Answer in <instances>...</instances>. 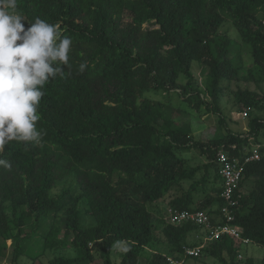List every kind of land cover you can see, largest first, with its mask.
<instances>
[{"label": "trees", "instance_id": "16d2710c", "mask_svg": "<svg viewBox=\"0 0 264 264\" xmlns=\"http://www.w3.org/2000/svg\"><path fill=\"white\" fill-rule=\"evenodd\" d=\"M18 7L25 28L39 17L59 25L73 43L70 67L43 89L37 123L42 143L12 141L0 154L11 164L0 167V264L2 252L10 250L11 264L24 256L40 258L25 250L38 235L42 253L68 245L76 253L48 264H113L117 241L129 249L120 264H138L145 250L147 264H166L183 247L201 244L192 260L206 256L217 264H238L240 242L229 237L204 242L200 227L172 226L148 206L168 197L166 207L216 217L222 205L216 153L236 145L237 156L260 142L264 94L236 91L240 117L247 112V134L228 131L207 143L193 140L190 124L178 123L169 99L147 95L173 93L197 110L204 106L220 115L222 84L244 69L220 28L230 17L249 48L251 69L264 77V0H18ZM81 62L87 63L83 72ZM196 64L205 69V94L192 73ZM255 110L262 115H252ZM190 148L209 162L189 167L180 153ZM251 178L252 187L243 193ZM239 193L233 223L243 239L264 249V154L245 167ZM87 215L95 224L82 229Z\"/></svg>", "mask_w": 264, "mask_h": 264}, {"label": "clouds", "instance_id": "9594fccd", "mask_svg": "<svg viewBox=\"0 0 264 264\" xmlns=\"http://www.w3.org/2000/svg\"><path fill=\"white\" fill-rule=\"evenodd\" d=\"M72 43L59 25L39 17L25 28L18 0H0V154L12 141L42 143L37 123L43 89L70 67ZM86 67L81 62L80 71ZM0 167L11 164L0 158ZM114 246L120 252L129 250L121 241Z\"/></svg>", "mask_w": 264, "mask_h": 264}, {"label": "rangeland", "instance_id": "374dc122", "mask_svg": "<svg viewBox=\"0 0 264 264\" xmlns=\"http://www.w3.org/2000/svg\"><path fill=\"white\" fill-rule=\"evenodd\" d=\"M225 23L220 28L222 33L228 35L230 40L232 41L231 46V54L235 57L241 58L243 62L244 69L241 73L236 76L230 82H224L222 84L223 89L220 96V101L218 104L220 115L219 114H212L207 112L204 106H202L199 110L196 108L191 107L189 104L185 103L181 97L175 96L173 93L170 95H160V94H149L147 95L149 98L153 100L159 101H166L169 99L170 104L172 107L177 108V112H175V116L177 117V121L179 124H190L192 129V137L194 141H199L201 143H207L213 139L215 136H224L228 131H232L234 133H243L247 134L248 132V118L240 117L238 110L239 105H237L235 99V93L238 90H249L251 92H256L258 94H264V77L259 76L256 72L251 69V59L249 48L245 46L241 41L236 33L235 29L232 27L230 22V17H225ZM151 28V26H149ZM249 70H251V75H249ZM192 73L199 84V89L205 94V69L196 64L192 68ZM243 77L250 78L248 81L245 80ZM204 96V95H203ZM252 115H262L258 111L251 112ZM264 118V115H263ZM221 121V122H219ZM258 140L260 142L264 141V130L260 133ZM252 145V144H251ZM180 155L188 160L187 165L189 167H196L202 166L205 163H208L209 160L205 155H201L196 149L190 148V150L183 151ZM210 176L213 178V170H211ZM197 179L200 178L201 173H197ZM252 179L245 183L244 187L242 188L243 193H246L250 187H252ZM187 182L185 183V187L187 186ZM178 192L175 188L172 190V194ZM200 194H196L195 198L198 199ZM168 202V197L163 200V202L151 204L148 207L151 208L153 213L157 215L164 214L166 209L165 204ZM159 217V216H158ZM95 224L94 219L87 215L82 217L80 228H88ZM28 227L25 228V232L28 233ZM40 233V232H39ZM155 238L160 246V248L164 247L165 240L163 235L161 234V229L157 228L154 232ZM36 241H32L29 243L25 250L30 253L31 256H38L30 261V259H26L25 256L21 257L19 264H25L26 261H29L31 264H48V261L53 259L56 256H63L65 258H74L76 256L75 251L68 245L66 249L61 250H50L44 249L42 253V243L40 240V235L36 236ZM35 237V238H36ZM13 241L8 242V247L13 246ZM23 244H26L24 242ZM124 246V244H123ZM11 251V250H10ZM10 251L2 252L3 260L1 264H11L10 259L12 258V253ZM93 251V247H92ZM120 252L113 247L111 260L113 264H120L121 254ZM150 250H145L138 259V264H147L149 259ZM94 257L96 256L94 254ZM237 261L238 264H245L246 259H252L254 263H260L262 259H264V249L254 246L252 244L249 245H239V252L237 254ZM27 262V263H29ZM95 263V262H94ZM98 264V263H96ZM185 264H217V262L212 258H207L206 256H202L198 261L189 259L186 260Z\"/></svg>", "mask_w": 264, "mask_h": 264}, {"label": "built area", "instance_id": "2783aa9c", "mask_svg": "<svg viewBox=\"0 0 264 264\" xmlns=\"http://www.w3.org/2000/svg\"><path fill=\"white\" fill-rule=\"evenodd\" d=\"M242 117H247V112H244ZM230 148L231 150L220 148L216 153L218 175L222 187L220 194L222 205L219 208L217 216L212 217L204 211H179L168 206L164 211L163 218L172 226L192 223L200 227L203 234L201 239L204 242L229 237L240 242L241 245H249L251 242L241 237V228L233 223L234 212L242 197L239 193V185L245 167L252 162L258 161L262 154H264V141L252 144L249 147H243L239 150L237 156L232 153V150L236 149V145H231ZM202 245L183 247L182 255L167 257L165 262L166 264H185L187 259L199 257Z\"/></svg>", "mask_w": 264, "mask_h": 264}, {"label": "crops", "instance_id": "0c3cea01", "mask_svg": "<svg viewBox=\"0 0 264 264\" xmlns=\"http://www.w3.org/2000/svg\"><path fill=\"white\" fill-rule=\"evenodd\" d=\"M165 200V199H164ZM165 206H166V204H165Z\"/></svg>", "mask_w": 264, "mask_h": 264}]
</instances>
